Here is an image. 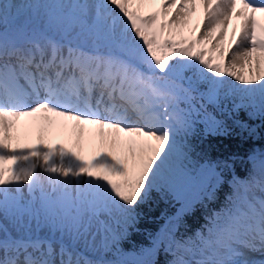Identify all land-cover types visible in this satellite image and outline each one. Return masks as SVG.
Returning a JSON list of instances; mask_svg holds the SVG:
<instances>
[{"label": "snow or ice", "instance_id": "snow-or-ice-1", "mask_svg": "<svg viewBox=\"0 0 264 264\" xmlns=\"http://www.w3.org/2000/svg\"><path fill=\"white\" fill-rule=\"evenodd\" d=\"M255 120L264 0H0V264H264V149L228 181L231 158L198 150ZM93 129L90 160L49 142L70 130L83 148ZM158 200L180 207L125 250Z\"/></svg>", "mask_w": 264, "mask_h": 264}, {"label": "trees", "instance_id": "trees-1", "mask_svg": "<svg viewBox=\"0 0 264 264\" xmlns=\"http://www.w3.org/2000/svg\"><path fill=\"white\" fill-rule=\"evenodd\" d=\"M240 118L247 120L246 115L241 112ZM257 129V134L248 138L238 135V129H233L228 136H212L209 135L199 145L198 150L201 152V162L203 160H224L231 158L229 162L232 165L231 170H225L223 173L226 181L231 179L233 172L243 177L248 171V154L256 150L259 152L264 149V124L259 120L248 121ZM202 127V126H201ZM231 191L229 184L225 182L218 191V199L216 202L208 205L209 209L218 210L224 202L225 196ZM180 204L168 200H158L150 208H142V215L139 217L135 228L130 230V235L126 241L123 242L125 250H132L140 246H147L149 244V237L155 234L161 226L165 224L168 217L176 214ZM205 209L198 207L193 214L186 215L183 218L180 231L187 230L189 233L195 231L205 223L204 220ZM161 260L165 259L162 255Z\"/></svg>", "mask_w": 264, "mask_h": 264}, {"label": "bare ground", "instance_id": "bare-ground-1", "mask_svg": "<svg viewBox=\"0 0 264 264\" xmlns=\"http://www.w3.org/2000/svg\"><path fill=\"white\" fill-rule=\"evenodd\" d=\"M148 10V9H146ZM234 23L236 25H238V21H234ZM229 32H231V26L229 28ZM94 129L92 130V138L89 139V135L90 133H87L85 134V141H84V145L85 147L87 148L88 145H90L92 142V139L94 138ZM25 133V130L24 129H21V134H22V139H21V143H29V144H32V143H36L37 140H38V136L36 134V132L34 130H31V131H28L27 132V135L25 137L24 135ZM50 143H62L64 144L65 147H67L68 145V142H69V131L68 132H55L53 133V135L51 136L50 140H49Z\"/></svg>", "mask_w": 264, "mask_h": 264}, {"label": "rangeland", "instance_id": "rangeland-1", "mask_svg": "<svg viewBox=\"0 0 264 264\" xmlns=\"http://www.w3.org/2000/svg\"><path fill=\"white\" fill-rule=\"evenodd\" d=\"M131 7L137 8V5L133 4L131 5ZM144 11H147V10L144 9ZM93 136L94 138L91 141L92 143L88 145L87 148L83 144V148H81L77 144L75 136L69 130V142H68L67 147L73 149L74 151H77L79 154H81L84 157V159L90 160L93 158V156H95L97 151H99L102 147H104L101 145L99 137L95 135ZM105 150H107L106 147H105Z\"/></svg>", "mask_w": 264, "mask_h": 264}]
</instances>
